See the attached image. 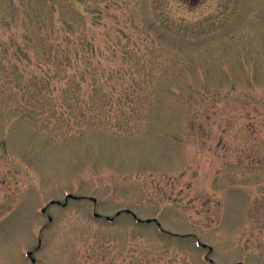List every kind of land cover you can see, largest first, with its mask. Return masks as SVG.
<instances>
[{"label": "rangeland", "instance_id": "obj_1", "mask_svg": "<svg viewBox=\"0 0 264 264\" xmlns=\"http://www.w3.org/2000/svg\"><path fill=\"white\" fill-rule=\"evenodd\" d=\"M28 252L264 264V0H0V264Z\"/></svg>", "mask_w": 264, "mask_h": 264}, {"label": "water", "instance_id": "obj_2", "mask_svg": "<svg viewBox=\"0 0 264 264\" xmlns=\"http://www.w3.org/2000/svg\"><path fill=\"white\" fill-rule=\"evenodd\" d=\"M69 197H72V196H69ZM92 200H93V202H95L94 199H92ZM52 203H54V202H52ZM42 212L44 213V212H45V209H43ZM126 212L129 213V211H126ZM119 214H120V213H118L117 215H119ZM94 216L97 217L98 215H97V214H94ZM132 217H133L134 219H136L137 221H140V220L137 219V217H136L134 214H132ZM107 219H108V220H112V219H110V218H107ZM50 220H51V219H50ZM146 222H147V223H150L151 220H147ZM198 244H200V243H198ZM202 246H203V247H206V245H202ZM209 251H212V249L209 248ZM27 256H28V257H31V256H32V253H31V252H28V253H27ZM30 259H31V262H32V263H35V259H34V258L31 257Z\"/></svg>", "mask_w": 264, "mask_h": 264}]
</instances>
